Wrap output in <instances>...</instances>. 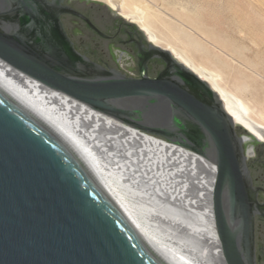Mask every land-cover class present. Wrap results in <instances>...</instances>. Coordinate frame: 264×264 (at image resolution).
Segmentation results:
<instances>
[{
  "label": "water",
  "instance_id": "1",
  "mask_svg": "<svg viewBox=\"0 0 264 264\" xmlns=\"http://www.w3.org/2000/svg\"><path fill=\"white\" fill-rule=\"evenodd\" d=\"M87 1L121 17L104 2ZM64 13L88 20L63 0H0V58L89 108L216 165L212 209L224 260L256 264L255 214L264 207L245 143L250 137L256 145L264 141L236 123L218 93L169 49L149 39L140 77L128 76L81 54L64 27ZM148 57L165 62L156 77L147 74ZM0 264H168L59 134L1 88Z\"/></svg>",
  "mask_w": 264,
  "mask_h": 264
},
{
  "label": "bare ground",
  "instance_id": "2",
  "mask_svg": "<svg viewBox=\"0 0 264 264\" xmlns=\"http://www.w3.org/2000/svg\"><path fill=\"white\" fill-rule=\"evenodd\" d=\"M105 2L113 9H122L124 15L132 18L150 40L159 45L141 8L126 10L122 0ZM168 49L208 82L236 123L264 141V121H257L250 115L249 106L230 89L232 86L229 88L223 83L216 69L195 62L178 49ZM0 88L59 134L168 264H226L212 209L216 165L89 108L1 58ZM184 189H193L192 194L198 196L196 204L184 200V205L197 213V221L188 225L173 222L151 204L155 193L175 199V195ZM147 215L151 216L150 219ZM159 223H165L167 228L160 225L161 229ZM175 229H179L183 238L174 233Z\"/></svg>",
  "mask_w": 264,
  "mask_h": 264
},
{
  "label": "rangeland",
  "instance_id": "3",
  "mask_svg": "<svg viewBox=\"0 0 264 264\" xmlns=\"http://www.w3.org/2000/svg\"><path fill=\"white\" fill-rule=\"evenodd\" d=\"M97 1L107 4L105 0ZM122 1L126 10L139 7L145 12L156 33L159 46L178 49L195 62L216 69L223 83L229 88L232 86L230 89L249 106L250 115L257 121H264V0ZM121 10L117 9V12L125 20L135 23ZM238 130L240 134L250 137L243 129ZM246 143L256 144L257 141L250 137ZM190 190L191 193L188 192ZM180 192L175 195V199L155 193L151 197V204L173 222L188 225L189 222L197 221L198 217L194 209L184 205V200L196 204L198 196L192 194L193 189ZM147 216L150 219L151 216ZM158 225L167 228L165 223ZM173 231L179 237L183 236L179 229Z\"/></svg>",
  "mask_w": 264,
  "mask_h": 264
},
{
  "label": "flooded vegetation",
  "instance_id": "4",
  "mask_svg": "<svg viewBox=\"0 0 264 264\" xmlns=\"http://www.w3.org/2000/svg\"><path fill=\"white\" fill-rule=\"evenodd\" d=\"M82 16L64 13L61 18L75 48L92 61L114 68L131 77H140L143 58L147 57L150 41L134 24L121 17H111L101 10L97 3L87 0H63ZM165 68V62L158 57L146 59L147 74L156 77ZM129 71L132 75H129ZM249 151L248 168L253 184L258 190V201L264 207V145L245 143ZM253 153V154H250ZM254 247L256 264H264V208L255 214Z\"/></svg>",
  "mask_w": 264,
  "mask_h": 264
},
{
  "label": "trees",
  "instance_id": "5",
  "mask_svg": "<svg viewBox=\"0 0 264 264\" xmlns=\"http://www.w3.org/2000/svg\"><path fill=\"white\" fill-rule=\"evenodd\" d=\"M238 132L240 133V130H238Z\"/></svg>",
  "mask_w": 264,
  "mask_h": 264
}]
</instances>
